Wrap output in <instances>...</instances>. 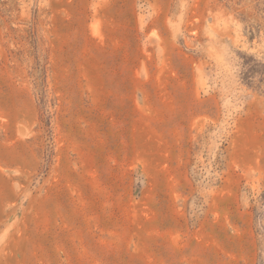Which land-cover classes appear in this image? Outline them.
<instances>
[{"label":"rangeland","instance_id":"1","mask_svg":"<svg viewBox=\"0 0 264 264\" xmlns=\"http://www.w3.org/2000/svg\"><path fill=\"white\" fill-rule=\"evenodd\" d=\"M0 264H264V0H0Z\"/></svg>","mask_w":264,"mask_h":264}]
</instances>
